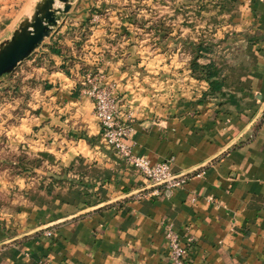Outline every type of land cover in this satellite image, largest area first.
I'll list each match as a JSON object with an SVG mask.
<instances>
[{
    "label": "crops",
    "instance_id": "crops-1",
    "mask_svg": "<svg viewBox=\"0 0 264 264\" xmlns=\"http://www.w3.org/2000/svg\"><path fill=\"white\" fill-rule=\"evenodd\" d=\"M36 1L0 0V43ZM145 1L157 13L143 17L159 20V35L191 43L212 36L222 40L220 50L242 53V63H215L223 76L221 113L169 93L162 75L141 77L134 60L92 59L103 46L46 53L55 31L21 64V74L32 69L40 112L37 125L21 120L6 144L42 157L48 169L37 174L36 186L33 178L18 189L20 215L1 238L0 264H172L162 223L192 239L189 264H264V0ZM120 19L117 35L125 30ZM37 59L43 60L39 66ZM88 70L102 71L114 85L120 116L132 129V154L150 165L170 161L173 174L205 165L203 173L155 195L102 141L93 104L83 94Z\"/></svg>",
    "mask_w": 264,
    "mask_h": 264
},
{
    "label": "rangeland",
    "instance_id": "rangeland-1",
    "mask_svg": "<svg viewBox=\"0 0 264 264\" xmlns=\"http://www.w3.org/2000/svg\"><path fill=\"white\" fill-rule=\"evenodd\" d=\"M25 6L26 4H23L19 7ZM32 7H30L27 16L30 15ZM153 13H157L156 10L151 9V5L147 4L145 0H72L71 9L60 22L55 32V38L50 44L57 42L64 51L71 48L80 51L86 47L99 49L103 46L107 50L104 48L102 51L95 50L91 53L92 59L97 57L95 61L99 63L109 62L111 59L134 60L139 65L141 77L157 79L162 75L166 79L169 93L176 91L183 99L189 97L201 107L207 105V107L215 110L216 114L221 113L223 102L217 95L206 96L207 86L205 83L194 82V79L192 82L191 80L193 77H191L189 69L190 51L184 44V42H191L190 38L182 37V39L176 40V37L173 36L165 38L159 35V20L148 21L143 17V14L150 15ZM120 18L125 21V30L117 35L113 31L116 29L114 23L118 19L121 21ZM161 33H164V30ZM171 34L174 35L173 32ZM180 39L182 44L179 42ZM200 39L212 43L219 41L212 36L199 37L198 40ZM179 44L181 45L180 51L177 50ZM128 46H133L136 50L126 52ZM218 46L211 54V59L215 63L224 60H227L224 62L231 61L232 63L241 62L240 55L242 53L239 49L224 52L220 50L222 46ZM40 62L41 65L43 60ZM21 64L0 81V242L6 241L1 240V238L10 234V228L6 226L14 225L19 218L20 198L17 196L18 189L23 187L22 184L30 185L33 178V186H36L38 182H41L37 180V174L41 175L48 169L42 157L33 159L26 149L20 152L16 151L11 143L6 144V142L14 139L13 130L20 124L21 120H24L23 123L27 125L36 124V116L40 112L37 105V88L32 82L34 78L31 76L32 69L28 68L21 74ZM106 82L112 84L107 80ZM256 124L258 125L259 122L256 121L253 126ZM251 131L253 134L252 129ZM27 136L25 140L33 138L32 133ZM19 159L26 163H23L25 167H23L24 165L22 168L18 166ZM204 166L197 168L188 175L196 172L202 174ZM49 229L44 230L46 237H48L47 233H50ZM38 233L42 232L39 231ZM53 236L54 233L49 237L53 238Z\"/></svg>",
    "mask_w": 264,
    "mask_h": 264
},
{
    "label": "built area",
    "instance_id": "built-area-1",
    "mask_svg": "<svg viewBox=\"0 0 264 264\" xmlns=\"http://www.w3.org/2000/svg\"><path fill=\"white\" fill-rule=\"evenodd\" d=\"M83 94L93 104V115L101 129V139L104 144L115 151L124 162L139 172L153 189L155 195L182 188L189 175L173 174L170 161L150 165L145 157H139L131 152L130 139L132 129L129 119L121 117L115 98L114 85L106 82V76L100 70H88L82 77ZM164 230L168 257L172 264H189V255L193 249L192 239H182L168 223L161 224ZM50 236V233H47Z\"/></svg>",
    "mask_w": 264,
    "mask_h": 264
},
{
    "label": "water",
    "instance_id": "water-1",
    "mask_svg": "<svg viewBox=\"0 0 264 264\" xmlns=\"http://www.w3.org/2000/svg\"><path fill=\"white\" fill-rule=\"evenodd\" d=\"M71 5L72 0L36 1L30 15L19 22L7 40L0 43V81L51 38Z\"/></svg>",
    "mask_w": 264,
    "mask_h": 264
},
{
    "label": "trees",
    "instance_id": "trees-1",
    "mask_svg": "<svg viewBox=\"0 0 264 264\" xmlns=\"http://www.w3.org/2000/svg\"><path fill=\"white\" fill-rule=\"evenodd\" d=\"M219 40V39H218ZM222 42L219 40L217 43H212L211 41H205L200 39L198 42H184L190 51V75L198 82H203L207 86L205 95H218L221 94L223 90V76L222 73L218 71L215 62L211 59V54L216 50V47ZM183 44V47L185 46ZM46 53L52 55H60L64 51L63 47L54 42L51 45H44ZM40 59L36 60V64L39 65ZM17 85V84H16ZM23 160L19 159L18 166L22 168L24 165ZM26 164V163H25ZM25 167V165L23 166ZM163 195V194H162ZM50 236H52L53 231L49 230ZM51 239V237H49Z\"/></svg>",
    "mask_w": 264,
    "mask_h": 264
},
{
    "label": "bare ground",
    "instance_id": "bare-ground-1",
    "mask_svg": "<svg viewBox=\"0 0 264 264\" xmlns=\"http://www.w3.org/2000/svg\"><path fill=\"white\" fill-rule=\"evenodd\" d=\"M57 6H59V5L57 4Z\"/></svg>",
    "mask_w": 264,
    "mask_h": 264
}]
</instances>
